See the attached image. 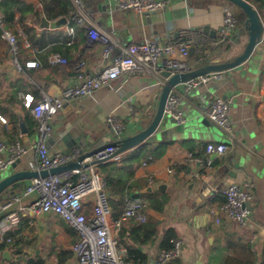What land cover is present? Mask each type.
Instances as JSON below:
<instances>
[{
  "label": "crops",
  "instance_id": "crops-1",
  "mask_svg": "<svg viewBox=\"0 0 264 264\" xmlns=\"http://www.w3.org/2000/svg\"><path fill=\"white\" fill-rule=\"evenodd\" d=\"M82 3V12L90 23L76 22L72 25L69 21L61 28L39 29L43 7L37 0L25 1L15 15L16 20L22 16L25 19L10 29L18 40L17 58L24 72H19L14 65L9 45L1 38L0 31V117L7 121L4 124L0 120V143L6 147L0 153V159H8L9 151L18 144L24 152L21 156L23 164L17 170L23 167L30 169V163L38 161L37 122L24 105L25 96L33 95L35 100H39L46 93L56 98L64 87L74 84L75 67L80 61H86L89 73L96 75L113 63L120 54V47L127 43L155 38L176 42L182 33L195 36L204 43L191 47L185 58L192 69H197L218 56L225 47L217 48L221 41L219 35L213 39L190 29L208 25L219 32L227 14L234 18L241 11L227 0H168L163 9L149 15L150 23H147L142 17L144 15L119 9L116 0H82ZM103 5H106V11L102 9ZM73 6L80 18V13ZM254 7L264 21V3H254ZM133 27L136 32H133ZM90 28L109 35L110 42L93 40ZM129 31L136 38L123 39ZM239 32L236 26L234 35ZM246 39L243 36V44ZM235 40L231 38L227 44L228 49L234 51L229 52L230 56H237L244 49ZM108 46H112V50L105 58L103 50ZM262 48L264 50V43ZM262 53L261 66L258 67L264 70V51ZM54 54L64 57L68 63L51 65L49 59ZM31 61L38 62L39 67L25 69L26 63ZM159 66L164 68V60ZM162 73L158 76L154 72H129L92 96L67 102L52 121V138L56 142L49 145L51 153H63L66 148L58 140L60 133H70L76 141L85 137L88 146L93 148L132 136L146 128L156 113L164 81ZM228 75L212 77L193 95L200 99L201 109L207 110L213 100L225 97L230 104L233 138L209 121L206 110L203 112L205 120L219 129L213 135H208L206 129L173 135L170 140L149 142L122 153L117 160L92 166L105 180L108 167L116 165L125 169L123 177L127 178L129 172H133L129 184L136 183L140 192L150 186L154 189L143 194L149 205L147 223L158 230L154 241L144 245L135 242L130 232L139 223L128 220L116 228L113 222L117 219L114 220L113 212L111 214L112 235L127 249L128 259L132 249L137 251L133 255L137 261H140V253L146 257L145 264H154L163 250L161 243L166 231L173 229L182 250L180 256L169 264H264V72L257 73L242 66ZM175 91L181 98L179 109L182 116L188 117L197 106L186 97L184 86ZM210 92L214 93L212 97L207 95ZM110 115L124 125L119 136L111 131ZM21 123H24L28 134L22 133ZM208 143H227L229 150L223 157L212 156V168L197 178L202 168L189 156L205 158ZM149 158L147 166H143ZM90 161L86 159L84 163ZM29 184L30 180L16 184L0 196V205L20 197V202L0 211V225L4 224L7 229L0 237V247H4L0 248V264H28L39 260L45 264H77L73 248L79 240L78 233L54 213H33L30 206L36 196H23ZM247 184L252 194V214L247 225L242 227L229 221L221 206L225 201L223 191L228 186ZM160 185H165L164 189L157 190ZM150 197L166 199L162 211L150 206ZM94 200V195L84 200L83 213L88 218L93 213ZM216 217L220 219L219 223ZM15 218L16 223L12 221ZM8 238L11 242H7Z\"/></svg>",
  "mask_w": 264,
  "mask_h": 264
},
{
  "label": "built area",
  "instance_id": "built-area-1",
  "mask_svg": "<svg viewBox=\"0 0 264 264\" xmlns=\"http://www.w3.org/2000/svg\"><path fill=\"white\" fill-rule=\"evenodd\" d=\"M2 0H0L1 2ZM75 8L81 17L77 22L83 24L90 23L88 17L82 12V0H72ZM117 6L121 10L132 11L136 14L155 12L163 9L168 0H116ZM236 29V20L227 14L224 23L219 31L221 41L230 39ZM0 31L1 38L9 45V50L13 58L14 65L19 72H24V68L19 64V46L16 35L7 28L5 16L0 11ZM90 35L93 40H100L104 43L110 42V36L100 33L94 28H90ZM201 43V44H200ZM202 41L195 36L180 34L176 42H165L160 38L145 40L140 43H127L120 47V54L111 65L102 72L92 75L88 71L86 61H80L75 69L74 84L64 87L56 98L43 93L39 100H35L33 95L25 96L24 105L30 111L32 117L37 122L38 141L36 163H30L33 171L49 170L68 162L69 157L63 153L52 154L48 145V140L53 133V118L64 108L67 102L77 98L92 96L97 90L110 85L127 73L154 72L158 76L162 70L170 72L171 76L179 73H188L193 69L185 58L189 55L191 47L202 45ZM112 46L103 50V56L108 58ZM164 60V68L159 64ZM202 60V59H201ZM51 65H66L67 59L54 54L50 57ZM39 63L31 61L26 63L25 69H36ZM223 74H215L199 77L188 82L185 92L189 93L200 84H208L212 77L219 78ZM164 79V78H163ZM166 82L162 80V85ZM180 97L177 92L170 95L165 112L173 116L178 122H183L180 111ZM230 104L227 100L215 99L210 108L205 112L210 122L222 129L230 138L234 137L230 116ZM6 124L5 118H1ZM108 123L118 136L124 129V125L116 121L112 115L108 118ZM4 143H0V153L5 151ZM229 150L227 143H208L205 147V158L194 157L190 159L202 168V172L197 175L199 178L204 172L212 168V156L223 157ZM14 154L7 158L0 159V170H5L13 161L22 156L23 149L17 144L10 150ZM116 152L115 148L107 149L99 154L108 157ZM120 156H115L111 160H117ZM149 160L143 162L147 166ZM203 176V175H202ZM73 177H76L75 179ZM249 185H231L223 191L225 201L221 206L222 212L231 222L238 223L242 227L247 225L252 214L251 200L252 194L248 191ZM35 195L30 209L35 214L54 213L66 221L79 235L78 242L74 245L73 252L77 264H138L128 259V251L122 247L118 240L112 235L111 214L109 206V195L106 190V183L102 176L93 167L88 169L74 170L59 175H48L30 180V184L23 192V196ZM94 195V208L90 218L83 213L84 200ZM14 201L0 205V211L10 209L14 203L20 202V197H14ZM148 203L139 196L138 193L127 196L124 203V211L121 217L114 221V226L119 228L124 221L135 220L139 224L148 221ZM16 218L13 219L16 223ZM216 222L220 219L216 217ZM4 225V224H3ZM0 225V237L6 230ZM7 242H11L8 238ZM182 250L181 243L174 241V247L170 250H162L156 258L154 264H169L173 259L180 256Z\"/></svg>",
  "mask_w": 264,
  "mask_h": 264
},
{
  "label": "water",
  "instance_id": "water-1",
  "mask_svg": "<svg viewBox=\"0 0 264 264\" xmlns=\"http://www.w3.org/2000/svg\"><path fill=\"white\" fill-rule=\"evenodd\" d=\"M83 1L86 2L87 0ZM227 1L241 9L246 17L243 29L245 31L244 36H246L247 39L241 54L237 56H230L229 52L234 53V51L232 50V48L231 50H229L228 47H225V49H223L218 56L211 60H207L205 65H202L197 69H193L188 73H179L171 76L170 72L164 71L162 73V76L164 79H166V82L161 89L156 113L150 125L142 130H139L138 133L132 136L90 148L87 144V141H85V137L83 139L79 138L78 141H76L73 139V136L70 133H60L61 135L58 140H61V142L66 147L63 151V154L69 157L68 162L58 167L51 168L49 170H42L40 172L33 171L26 167L17 170L18 166L23 164L22 157H18L5 170H0V196L5 194L11 187L16 184H20L34 178L47 177L48 175H59L64 172L88 169L89 167L110 161L113 157L120 156L126 151L140 148L149 142L156 143L162 140H170L173 135L187 134L189 131H199L201 124L207 126L210 123L208 120L203 119L201 122L198 120L199 116L204 117L203 112L207 109H201L200 99L198 97H194L193 95L194 93H196V91L202 89L206 84L198 85L189 93L185 92L186 97L193 103H195L197 109L190 111L188 117H183V122H178L173 116L165 112L168 99L174 92V90H176L180 86L186 85L188 82L199 77L215 74H226L227 76H229L228 74L231 71H234L242 66H246L248 69L251 68L254 72L256 70L257 73H261L262 71L264 72V70H261L258 67L261 66L262 59H260V57L261 54H263L262 51H264L262 48V45L264 43V21L262 20L260 12L247 0ZM102 9L106 11V5H103ZM151 13L153 12H146L141 15H150ZM67 24L68 19L65 17L54 21H49L45 17L44 13L41 12V23L39 25V29H56L64 27ZM190 30L192 32L204 34L213 39L217 38L219 35L218 31L213 30L208 25L194 27ZM240 36L241 33H238L235 40L236 44H238ZM214 88L216 89V87ZM213 94V92L207 93L208 97H212ZM223 100H226L225 97H223ZM213 102L214 100L211 102V105ZM198 108L200 110H198ZM20 128L23 134H28V130L26 129L24 123L20 124ZM111 131L115 133L112 128ZM55 142L56 140L51 137L48 140V145L52 146V144H54ZM110 148H115L116 152L108 157L99 156L100 153ZM12 154H14V152L9 151V156H11ZM86 159H90L91 161L89 163H84ZM239 166V168H241L242 165ZM164 186L165 185L158 186L157 190L164 189ZM153 191V187L150 186L145 190H142L140 193L145 194Z\"/></svg>",
  "mask_w": 264,
  "mask_h": 264
},
{
  "label": "trees",
  "instance_id": "trees-1",
  "mask_svg": "<svg viewBox=\"0 0 264 264\" xmlns=\"http://www.w3.org/2000/svg\"><path fill=\"white\" fill-rule=\"evenodd\" d=\"M26 0H2L0 2V11L5 16V21L8 29H12L16 22H22L25 19V16H22L19 20L15 19L16 13L21 10V6L25 4ZM43 7L45 16L53 21L60 18H67L68 22L71 24H75L78 20L76 10L74 9L73 3L71 0H37ZM253 6L254 3H264V0H247ZM37 14V13H36ZM234 19L236 20V26L239 29V33H241L240 40L237 45H240L241 48H244V44L242 43V38L244 36V23L246 20L245 14L240 11V13L234 15ZM237 35H233V39L237 38ZM220 38V37H219ZM221 39V38H220ZM230 39H225L218 43L217 48L228 47V41ZM201 44V43H200ZM204 45V44H202ZM200 58V57H199ZM200 58L199 61H201ZM124 168H118L116 165H110L106 170L107 176L105 178L106 190L109 195V206L114 214V220H118L123 211H124V203L127 196L138 193L142 198L145 196L140 193L139 186L136 183L129 184L130 178L133 176V172H129L127 178L123 177ZM146 201V199H145ZM150 202V206L153 209L162 211L165 204L166 199L163 200L154 199L152 197L148 200ZM149 206V205H148ZM131 235L135 242L140 243L141 245L147 244L148 242L154 241L158 235L157 227L152 224H139L137 227L132 230ZM174 241H177V235L173 229H168L164 235L163 241L161 243V247L163 250H170L174 247ZM3 249L4 247H0ZM130 249L129 253L131 255V259L133 262L138 264H145L146 257L141 256L142 254L138 253L140 256V261H137L133 255L137 254L136 252ZM133 257V258H132ZM129 258V260H130ZM28 264H45L44 261H29Z\"/></svg>",
  "mask_w": 264,
  "mask_h": 264
},
{
  "label": "rangeland",
  "instance_id": "rangeland-1",
  "mask_svg": "<svg viewBox=\"0 0 264 264\" xmlns=\"http://www.w3.org/2000/svg\"><path fill=\"white\" fill-rule=\"evenodd\" d=\"M123 11H126V12H129V13H134V12H132V11H128V10H123ZM137 15H139V14H137ZM137 15H135L138 19L140 18V16H137ZM143 17V19H144V21H146L147 23H150V16L149 15H144V16H142ZM133 29V32H136L137 30L133 27L132 28ZM119 32H117L116 34H118ZM128 38H136L135 36H132V34L130 33V31H129V34L128 35H124V38L123 39H128ZM160 64H161V62H160ZM184 117H186V115L184 116ZM203 119H205L203 116H199L198 117V120L201 122ZM200 129L201 130H205L206 129V131H207V133H208V135L210 134V135H213V133H214V131H219V129L218 128H216L213 124H211V123H209L207 126H205V125H202L201 124V126H200ZM192 130V129H191ZM189 131V130H188ZM210 131H211V133H210ZM188 133H190V131L188 132ZM206 133V134H207Z\"/></svg>",
  "mask_w": 264,
  "mask_h": 264
}]
</instances>
